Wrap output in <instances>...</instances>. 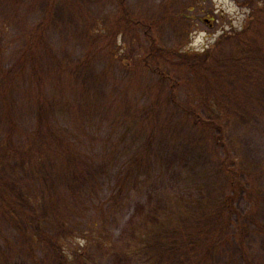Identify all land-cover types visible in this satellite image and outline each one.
I'll return each instance as SVG.
<instances>
[{
    "label": "rangeland",
    "instance_id": "374dc122",
    "mask_svg": "<svg viewBox=\"0 0 264 264\" xmlns=\"http://www.w3.org/2000/svg\"><path fill=\"white\" fill-rule=\"evenodd\" d=\"M245 2L124 0L123 4L131 19L159 27L163 47L196 53L214 42L221 27L211 25L206 14L213 18L224 11L240 25L244 22ZM203 9L207 11L205 14H201ZM120 10V0H0V143L8 140L13 144L6 151L0 149V264H115L117 256L112 252L130 244L134 232L144 225L139 222L144 211L150 213L152 207H159L169 199L164 191L156 193L153 189L147 193L149 188L160 186L154 177L141 184L144 190L131 195L129 204L121 205L119 200L125 178L120 179L118 171L127 162L121 155L132 138L127 134L130 122H124L135 110L131 111L130 104L152 111L153 101L157 104L158 139L165 134L168 120H172L180 138L188 134V127L182 123L183 113L170 100L168 85L159 83L155 73L142 67H131L130 73L118 63L105 69L106 77L100 78L102 69L111 60L110 49L121 54L124 40L145 37L142 30H127L125 23L119 27ZM115 26L113 33L109 32ZM29 37L34 38L32 46L28 45ZM146 45L149 44L145 40ZM30 52L39 55V61L33 62L37 75L30 66ZM84 56L90 58L88 62ZM64 66L74 74L70 85L67 79L63 81ZM183 72L181 69L172 73L181 84L182 105L190 103L194 92L192 87L191 96L187 97L189 86L183 79L186 73L190 74ZM79 78L85 79L88 89L99 82L101 102L94 97L87 101L83 94L73 90L74 84L80 85V92L84 90ZM66 89L73 113L64 116L53 108H58ZM40 99L51 103L46 108L48 118L42 120L43 125L50 116H59L68 126L64 128L65 140L76 141L84 156H99L106 150L109 157L118 152L114 155L116 161L112 159L105 164L107 158L97 162L83 158L85 164L77 171L90 174L86 179L70 171V156L66 154L60 162L56 157L55 169L43 177L50 170L51 151L56 152L60 144L49 139L47 127L40 128ZM107 99L112 100V106L103 104ZM120 105L127 115L119 116ZM81 110L86 113H78ZM39 130L45 135L41 140ZM31 142L35 146L26 152L24 146ZM186 144L194 150L190 158L169 154L163 162L169 189L177 197L185 198L190 193L199 194L202 186L208 187L212 182V191L218 192V196L228 194V180L224 177L221 180L218 162H212L213 169L207 175L201 174L205 168L192 169L202 141L189 138ZM243 147L248 169L244 180L248 183L252 175L258 182L257 188L248 191V186L234 202L235 210L242 216L240 221L237 214L231 215L230 220L211 221L216 232V227L225 224L221 239L219 234L214 244L213 264H247V261L264 264V121L259 129L247 130ZM159 152V148L153 147V159L158 158ZM153 164L161 166L157 161ZM97 171L103 172L97 176ZM88 239L91 244L87 248Z\"/></svg>",
    "mask_w": 264,
    "mask_h": 264
},
{
    "label": "trees",
    "instance_id": "16d2710c",
    "mask_svg": "<svg viewBox=\"0 0 264 264\" xmlns=\"http://www.w3.org/2000/svg\"><path fill=\"white\" fill-rule=\"evenodd\" d=\"M123 1L120 0L121 18L118 20H121L122 25L119 27H123L125 23L124 27L127 30H142L145 37L138 40L129 39L128 42L124 40L121 44L123 49L121 54L110 49L111 60L102 69L100 78L106 77L105 69L108 70L118 63L130 73L132 72L131 67L135 69L142 67L147 72L155 73L160 78L159 83L168 85L170 100L175 104L176 109L183 113L182 123L188 127V134L185 138H180L177 130L172 127V120H168L165 124V134L158 139L157 129L160 123L157 124L159 122L157 104L153 101L151 105V107L154 106L153 111L149 108H139L137 104H130L131 111L135 109L133 111L135 114L132 112L124 121L130 122L127 134H131L132 138L121 155L122 159L125 158L127 162L123 167L120 166L118 171L119 178H125V185L119 197L120 203L121 205L129 204L131 195L140 194L144 190L141 184L149 183L154 177L159 180L160 186L149 188L147 193L153 189L156 193L164 191L169 199L166 203L161 202L159 207H152L150 213L144 211L139 220L144 225L134 232L135 237L130 240V244L121 250L112 252L117 256L114 263L213 264L216 251L214 244L219 234V240L221 239L225 224L222 222L219 228L216 227V232L212 230L211 221L230 220L233 214H237L240 221L242 216L235 210L234 202L241 192L248 189V186L250 187L248 191L255 190L258 183L252 175L248 179L250 185L244 180L248 169L243 159V143L247 130L259 129L264 121V0H246V2L244 0L247 7L238 5L246 8L244 9V22L240 25H237L224 11L214 15L213 18L207 13L206 18L210 19L207 21L213 26L221 27L214 42L196 53L190 50L181 53L177 49L163 47L159 41V27L145 25V21L131 19ZM202 11L201 14L207 12L204 9ZM101 25L102 23H99L98 30L100 31L102 30ZM115 28L116 26L112 27L109 32L113 33ZM95 33L97 31H94ZM33 40V37L27 39L29 46H32ZM145 40L148 46H145ZM39 44H43V41L39 40ZM226 44L227 46L223 47ZM30 56V66L37 75L38 70L33 62L39 61V55L31 53ZM97 58H100V55L96 56ZM84 59L88 62L90 58L84 56ZM61 64L64 65L63 62ZM66 66L63 67V81L67 79L70 85L74 74ZM181 69H184L183 73L189 72L190 74L186 73L183 79L189 86L187 97L191 96L192 87L194 88L190 103L184 105L179 100L181 84L172 74ZM85 75L86 72L82 77ZM77 80L83 82L84 90L80 92V85L74 84V91L83 94L82 98L87 101H92L94 97L101 102V94L97 87L99 82L93 89H88L85 79ZM1 82L0 80V85ZM57 84L58 82L54 85ZM64 93L62 96L64 99L59 101V109L55 107L53 110H60V114L64 116L72 115L73 106L69 100V92L66 89ZM8 98L14 99L10 93H8ZM33 99L35 100V97ZM73 101H75L74 98ZM39 103L42 106L39 117L40 128L47 127L49 139L60 144L56 152L51 151L50 170L43 177H48V174L55 169L53 167L54 163H57L56 157L60 162L62 156L66 154L70 156V171L86 179L90 174L77 171L82 164H85L83 158L87 162H97L107 158L105 164L112 159V162L116 161L114 155L118 152L115 153V151L111 157L105 152L106 150L101 151L99 156H84L76 141L71 140L68 143L65 140L67 135L64 134V128L66 130L68 127L66 121H62L59 116H50L49 121L45 125L42 124V120L45 117L48 118L45 111L51 103L45 99H40ZM103 104L106 107L112 106V100L107 99ZM121 105H123L122 102ZM121 105L118 111L120 117L127 115L122 112ZM78 113L86 112L81 110ZM141 113H143L142 117ZM39 132L41 140L45 135L41 130ZM189 138L202 141L203 144L192 166L193 171L205 168L204 173L201 174L207 175L213 169L212 162H218L221 180L222 177L227 179L226 186L230 188L224 197L212 191V182H209L208 187L202 186L199 194L190 193L185 198L177 197L172 189H169L171 186L168 171L163 162L169 154H180L183 157L186 155L190 158L194 150L191 147L187 148L186 143ZM12 146L13 144L8 140L6 143H0L1 150L6 151ZM34 146L31 142L24 146V150L31 152ZM153 147L160 150L158 158L155 159L152 157ZM155 161L161 163V166H155L153 164ZM95 169L93 168V171ZM102 172L97 171V176H100ZM104 172L109 173L105 169ZM133 184V188L130 189ZM86 243L88 248L91 242L88 239ZM247 264L252 263L247 261Z\"/></svg>",
    "mask_w": 264,
    "mask_h": 264
}]
</instances>
